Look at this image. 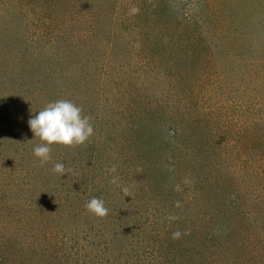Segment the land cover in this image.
Listing matches in <instances>:
<instances>
[{
	"label": "trees",
	"instance_id": "trees-1",
	"mask_svg": "<svg viewBox=\"0 0 264 264\" xmlns=\"http://www.w3.org/2000/svg\"><path fill=\"white\" fill-rule=\"evenodd\" d=\"M108 1L0 0V264H217L253 222L264 248V9L243 29L230 0ZM61 99L94 132L41 165L28 120Z\"/></svg>",
	"mask_w": 264,
	"mask_h": 264
},
{
	"label": "clouds",
	"instance_id": "clouds-1",
	"mask_svg": "<svg viewBox=\"0 0 264 264\" xmlns=\"http://www.w3.org/2000/svg\"><path fill=\"white\" fill-rule=\"evenodd\" d=\"M140 9L136 6L131 7L132 15L138 14ZM30 130L35 137H39L44 143L34 148V155L39 158L40 164L48 162L51 159V145L61 144L64 146H77L84 144L94 132L91 123V117L82 114V108L70 100H57L50 102L37 115L28 120ZM115 171V166H113ZM53 171L60 175L66 173L65 165L57 162ZM110 183H117L113 178ZM125 196H128V190H123ZM86 209L97 217L103 218L108 215V209L104 201L97 197H92L85 205ZM178 217L169 216V220H175ZM187 234V233H184ZM182 233L176 231L172 238L179 239Z\"/></svg>",
	"mask_w": 264,
	"mask_h": 264
},
{
	"label": "rangeland",
	"instance_id": "rangeland-1",
	"mask_svg": "<svg viewBox=\"0 0 264 264\" xmlns=\"http://www.w3.org/2000/svg\"><path fill=\"white\" fill-rule=\"evenodd\" d=\"M97 1L98 7L92 6V3L89 4L90 10L93 13H96L97 11H103L107 9L108 4L107 2H110L108 0H93ZM127 0H123V2H126ZM132 0H130V4ZM263 0H239L237 2H234L231 4H228V6L224 7L225 11L224 13L227 14L231 22L229 24L230 27H241L243 29L252 28V24L250 23V20L248 18L249 11L257 10L259 13L262 12L264 7L261 6V2ZM185 2V1H183ZM116 3H119V0H116ZM129 7V6H128ZM125 13V9H122ZM80 12V13H79ZM77 13L80 15L84 13L81 7H78ZM102 20H104L103 16L100 15ZM246 40V38H245ZM244 177H248V175H244ZM215 188L211 184H206V189L202 193L204 197H202L204 200L201 201V204L203 207H207L204 211H208L211 209V207L219 205L222 203V198L219 199L216 194L214 193ZM212 206H211V205ZM246 206H249L253 208V210L260 211L259 215L264 218V202H254V203H248L246 202ZM195 213H198L195 210ZM187 217V216H186ZM253 222V220H251ZM219 227L224 226L223 221H217ZM256 228L260 229L255 223L251 224V227L245 226L242 228L243 233L237 234V232H234L232 235L233 238H227L224 247L220 245H215L214 247L211 246L210 249L206 251L208 256L209 254H213L216 257V263L217 264H235L234 262H240L242 264H261L264 262V248L260 246L261 240L257 238L256 235ZM255 238V239H254ZM245 241L246 244H248L249 249L242 245V241ZM197 249V248H196ZM197 259V258H196ZM211 259V258H210ZM213 259V258H212ZM184 262H189L190 257H186L182 259ZM189 260V261H188ZM261 261V262H260ZM244 262V263H243ZM213 264V263H210Z\"/></svg>",
	"mask_w": 264,
	"mask_h": 264
}]
</instances>
